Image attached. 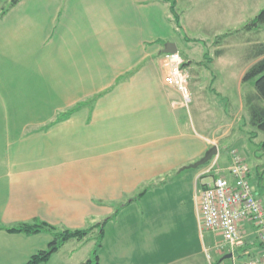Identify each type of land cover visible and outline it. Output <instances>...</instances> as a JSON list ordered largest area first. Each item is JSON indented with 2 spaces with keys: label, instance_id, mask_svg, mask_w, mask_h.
Listing matches in <instances>:
<instances>
[{
  "label": "crops",
  "instance_id": "1",
  "mask_svg": "<svg viewBox=\"0 0 264 264\" xmlns=\"http://www.w3.org/2000/svg\"><path fill=\"white\" fill-rule=\"evenodd\" d=\"M204 3L210 22L232 30L222 34L227 43L208 65L183 62L188 108L163 81V50L169 43L178 51L179 36L162 0H20L0 13V264H26L52 239L5 230L11 226L41 221L85 229L114 213L105 225L113 241L102 242L99 264H197L194 247L166 240L162 189L213 146L219 165H229L220 141L239 140L228 103L235 99L237 115L247 111L254 83L242 78L264 60V25L240 32L264 0ZM233 35L236 48L229 45ZM78 103L71 116L51 124ZM220 110V125L208 123L207 115L216 118ZM202 174L196 179L205 188L212 177ZM193 205L198 222L195 198ZM240 232L242 249L217 254L244 264L255 256L263 264L264 246L251 224H240ZM94 237L67 242L42 264L84 263L90 258L80 255L95 247Z\"/></svg>",
  "mask_w": 264,
  "mask_h": 264
},
{
  "label": "rangeland",
  "instance_id": "2",
  "mask_svg": "<svg viewBox=\"0 0 264 264\" xmlns=\"http://www.w3.org/2000/svg\"><path fill=\"white\" fill-rule=\"evenodd\" d=\"M8 2L9 0H0V13L2 9L7 7ZM175 2L176 12L179 15L181 24V30L177 32L179 36V39L177 38V47L182 58V63H186L188 62L187 60H189L192 62H199V64L208 65L209 61L214 60V52L216 50H220L224 41L227 43L226 37H224L222 34L231 31L232 29L225 31V24L210 22V19L213 17H211L210 14L207 15L206 13L207 8L205 7V0H175ZM255 17L250 18L248 22L244 23L240 32H247L245 29L246 26L249 25L252 20L255 19ZM207 18L210 19L208 20ZM240 26L241 25L238 27ZM234 36L235 35L231 37L234 39H231L229 43V45L232 46L231 48H236L237 46V40ZM249 36L250 38L252 37V35ZM232 56H234V58L236 57V53H234V51L232 52ZM215 97H217V101H221L223 99L222 94L220 93L215 95ZM221 112L222 110L214 111L216 118L207 115V122L211 123L213 126H219L222 118ZM236 112V101L233 97H231L228 103L227 113L234 115L231 116V119L235 117V119H232L235 122L233 134L234 137L238 138L239 141L235 143L233 136L222 139L220 141L219 153L221 159H226L229 158L230 152L233 149L238 151V154L240 157L244 158L250 169V184L253 186L255 194L262 199V202H264V180H261L257 175L258 167L264 163V157L260 151V144L264 140V134L256 131V137L255 129L252 128L249 123V115L247 111L239 115L235 114ZM250 131L252 132L249 133ZM229 165H219V162L217 161V166L221 170L227 169ZM207 166L208 164L197 169L185 170L180 173L181 176H184V178L182 177L181 180L175 179L171 184H166L164 189H162L163 187L161 188L162 191H164L162 197H166L164 195H167L168 197L167 200H162L167 206L166 207L164 205L165 208H167L166 230L164 231L166 240L175 242V245H177V241H181L189 246L191 245L194 247L197 264H244L238 259L232 260V258H224V256H219L217 254L218 249L220 250L222 247H227V249L230 250V248L225 245L223 239L217 233L207 229L201 230L197 219L194 218L193 214L191 213L192 209L190 206H194L193 198H195L196 201V196L194 197L195 188L198 189L196 191V195L202 190L200 187V182L196 179V174L197 172L202 171L203 174L201 175V178L209 177L205 175ZM183 167L185 166H182V168ZM262 177L264 178V175H262ZM169 194H171V196H169ZM169 200L172 203H169ZM135 216L139 217L137 215ZM117 217L118 216L116 215L114 221ZM110 229L111 228L109 227H104L105 235H103V244L105 241H107V244L108 242L113 241L112 236L109 235ZM101 245L100 248L102 247ZM87 248L85 247L80 255V257L83 256L82 259H85L87 256L88 259L91 258V253H93L94 248L88 252ZM100 248L97 249V255L99 254ZM109 250L110 248L107 245L106 249H103V252L107 254L109 253ZM247 264L261 263L254 256L252 259L248 260Z\"/></svg>",
  "mask_w": 264,
  "mask_h": 264
},
{
  "label": "built area",
  "instance_id": "3",
  "mask_svg": "<svg viewBox=\"0 0 264 264\" xmlns=\"http://www.w3.org/2000/svg\"><path fill=\"white\" fill-rule=\"evenodd\" d=\"M178 53L161 58L163 81L180 95L184 108L191 104L189 76ZM205 174L211 182L196 195L198 222L202 229L218 233L231 250L244 246L240 224L249 222L256 240L264 246V203L250 184V169L235 150L230 152V165L221 170L216 160Z\"/></svg>",
  "mask_w": 264,
  "mask_h": 264
},
{
  "label": "trees",
  "instance_id": "4",
  "mask_svg": "<svg viewBox=\"0 0 264 264\" xmlns=\"http://www.w3.org/2000/svg\"><path fill=\"white\" fill-rule=\"evenodd\" d=\"M20 0H9L7 7L1 10V15H3L8 9L13 7ZM168 7V12L171 17L170 21L174 25L176 32L181 30L180 18L176 12V2L175 0H162ZM264 25V9L252 20V22L246 26V31H250L253 28ZM220 51H215L214 56L218 57ZM183 66V65H182ZM242 81L244 83L253 82L255 90V98L246 100V108L249 115V123L252 128L264 134V107H260L255 101L261 100L264 102V60H261L251 66L244 74ZM83 104L78 103L71 108L60 112L52 120L51 124L57 123L59 121L67 119L74 112H76ZM260 151L264 157V140L260 144ZM257 175L261 180H264L262 175H264V163L258 167ZM154 185V184H153ZM151 185V186H153ZM149 186V187H151ZM116 213L112 216L103 219L100 223L85 229L69 230L65 228H56L47 223L41 221H33L30 223H20L15 226H11L5 229L12 233H22L25 235H36L39 233H48L52 239L48 243L45 250L37 252L32 256L26 264H42L47 262L50 257L57 253L63 246L69 241H84L92 238L93 233H95V247L92 256L89 260L82 264H99L97 249L100 247L104 235L105 225L116 217Z\"/></svg>",
  "mask_w": 264,
  "mask_h": 264
},
{
  "label": "water",
  "instance_id": "5",
  "mask_svg": "<svg viewBox=\"0 0 264 264\" xmlns=\"http://www.w3.org/2000/svg\"><path fill=\"white\" fill-rule=\"evenodd\" d=\"M177 52V48L174 44H166L165 48L163 50V53H170V54H174ZM218 154V149L216 146L211 147L210 149H208L202 158H200L197 162L185 166L183 168H181V171H185V170H189V169H197L199 167L205 166L207 163H209L215 156H217ZM232 255H227L226 258H231Z\"/></svg>",
  "mask_w": 264,
  "mask_h": 264
}]
</instances>
